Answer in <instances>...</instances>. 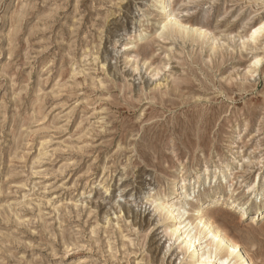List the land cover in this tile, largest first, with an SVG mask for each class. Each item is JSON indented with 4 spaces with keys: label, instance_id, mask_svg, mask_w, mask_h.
I'll return each instance as SVG.
<instances>
[{
    "label": "rangeland",
    "instance_id": "1",
    "mask_svg": "<svg viewBox=\"0 0 264 264\" xmlns=\"http://www.w3.org/2000/svg\"><path fill=\"white\" fill-rule=\"evenodd\" d=\"M160 1L0 0V264H193L200 201L264 264V0Z\"/></svg>",
    "mask_w": 264,
    "mask_h": 264
},
{
    "label": "bare ground",
    "instance_id": "2",
    "mask_svg": "<svg viewBox=\"0 0 264 264\" xmlns=\"http://www.w3.org/2000/svg\"><path fill=\"white\" fill-rule=\"evenodd\" d=\"M168 1L170 0H161L160 4L162 5V7L166 8V4ZM173 16V14L168 13L165 17L164 21L168 20L167 22H170V25L167 27L168 30L176 29L180 32H183V34H189V30L192 29L194 31L200 32V34L203 36L206 35L207 31L204 30L203 27L193 29V27L191 28V26H187L188 24L184 25L176 17L174 18L175 22H173ZM263 31L264 22L260 23V26L256 27L254 31L252 30V37L255 38L256 35H258V37L264 36V33L262 34ZM213 38L217 37L214 36ZM249 38L251 37L249 36ZM256 63H260V59H258ZM175 187H177V184L175 185ZM181 190L177 189V191ZM176 193L181 194L182 197L183 195H186L187 197L189 196L186 194V192L182 191ZM210 194H208V198L211 197ZM199 204L200 205L195 208L197 214L195 213L196 215L193 219H189V217L187 216V211L185 209H181L182 207L178 206L176 202H160L157 207V209L165 212V215L167 217L172 218V223L169 228V239H175L184 243L185 249H187L189 252V262H193V264H257L253 261V259L238 242V240L231 236L221 226L218 217L210 212L203 210L204 203L202 201H200ZM258 213L259 216H264V210H260ZM204 239H207L205 242L210 240V243L206 246L210 248L206 250V252H204L202 255H200V250L203 249L202 240Z\"/></svg>",
    "mask_w": 264,
    "mask_h": 264
}]
</instances>
